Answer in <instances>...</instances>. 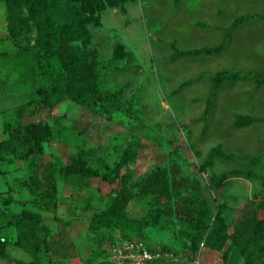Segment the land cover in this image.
I'll use <instances>...</instances> for the list:
<instances>
[{
  "label": "rangeland",
  "instance_id": "rangeland-1",
  "mask_svg": "<svg viewBox=\"0 0 264 264\" xmlns=\"http://www.w3.org/2000/svg\"><path fill=\"white\" fill-rule=\"evenodd\" d=\"M6 12L0 0V142L22 138L33 124L43 125L52 141L36 159L10 156L0 165V207L9 214L39 213L49 229L41 237L65 244L52 254L30 232L24 247L16 245L15 228L5 226L0 237L12 241L11 257L102 264L121 234L91 230V217L106 209L107 195L116 193L119 177L127 174L133 196L123 202L125 214L148 220L142 237L149 245L173 249L182 264L194 257L201 264H224L222 252L208 244L211 230L192 231L188 217L199 181L210 213L224 218L228 233L250 202L264 220V0H128L122 9L101 10L87 25L86 46L96 53L101 101L65 103L36 114L30 103L34 87L49 86L55 70H38L48 57L42 41L30 49L38 31L28 13L13 39ZM118 46L125 52L119 57ZM225 74L235 75V82L216 90ZM78 148L92 153L89 160L100 175L88 178L82 190L58 176L56 204L46 203L31 186L37 166L66 163ZM121 214L109 210L108 218ZM155 219L158 225L152 226ZM228 264L246 262L235 250Z\"/></svg>",
  "mask_w": 264,
  "mask_h": 264
},
{
  "label": "trees",
  "instance_id": "trees-1",
  "mask_svg": "<svg viewBox=\"0 0 264 264\" xmlns=\"http://www.w3.org/2000/svg\"><path fill=\"white\" fill-rule=\"evenodd\" d=\"M6 5L7 30L13 39H18L26 22L24 12H27L38 31V42L30 47L37 49L39 43H44V52L48 57L47 62L40 65V73L49 74L50 69L55 70L53 82L47 85H38L34 91L30 103L36 105V114L41 109L54 111L61 105L78 104L82 100L97 101L102 98L101 92L96 85L99 74L96 70V53L86 49L90 43V33L87 25L92 22L95 13L106 8H120L128 0H2ZM82 41L84 46H70V43ZM21 49V48H20ZM26 49V48H22ZM123 47L116 48L117 56L124 55ZM92 69L85 71L84 67ZM86 74V77H84ZM236 76L225 74L218 78L215 83L216 90L223 84L233 85ZM101 101V100H100ZM51 133L43 128L41 124H33L28 128L22 138H12L0 142V165L8 161L10 156H19L20 159H36L44 154V144L51 142ZM78 151L69 157L67 162L58 160L47 162L37 166L31 186L38 191L39 196L46 203L56 204L58 198L57 177L65 181L75 180L80 187L90 177L100 175L99 168L91 165L89 158L92 153L85 148H78ZM11 160V158H10ZM36 166V165H35ZM34 166V167H35ZM33 167V168H34ZM108 176L103 174V180ZM119 189L116 193L108 194L106 209L96 211L91 217L90 229L105 228L112 232L118 229L121 237L125 239H144L143 231L148 226V220H131L125 214L126 207L123 202L132 199L133 194L129 191L128 175L119 177ZM215 190L220 186L219 181L214 178ZM196 181L195 193L192 197L193 210L188 217L190 229L197 233L208 232V244L211 248L218 249L224 256V264H228L232 253L237 250L243 256L246 264H264V220L260 217V207L254 202L248 203L242 210L238 222L232 233H228V226L219 213H210L209 203L202 194V188L198 187ZM4 204L9 205L11 201L5 200ZM127 205V204H126ZM114 208L122 213L121 217L108 218L109 210L116 212ZM213 222V223H212ZM43 219L39 213L24 210L18 214H9L0 207V229L5 226L14 227L17 238L16 245L25 246L26 234L30 232L39 242H46L47 238L41 235L48 234V227L42 225ZM212 223V225H210ZM152 226L158 225V219L154 220ZM30 235V234H29ZM50 237V236H49ZM198 238L194 239L193 246L197 248ZM6 237H0V260H6L10 264H36L34 261L25 262L15 260L8 252L11 244ZM45 251L57 254L60 246H64L61 240L46 242ZM62 244V245H61ZM42 247V246H41ZM43 248V247H42ZM62 250V247H61ZM108 254L102 264H111Z\"/></svg>",
  "mask_w": 264,
  "mask_h": 264
},
{
  "label": "built area",
  "instance_id": "built-area-1",
  "mask_svg": "<svg viewBox=\"0 0 264 264\" xmlns=\"http://www.w3.org/2000/svg\"><path fill=\"white\" fill-rule=\"evenodd\" d=\"M108 260L111 264H182L173 249L152 247L145 239L121 236L110 245ZM188 264L201 263L198 257H194Z\"/></svg>",
  "mask_w": 264,
  "mask_h": 264
},
{
  "label": "crops",
  "instance_id": "crops-1",
  "mask_svg": "<svg viewBox=\"0 0 264 264\" xmlns=\"http://www.w3.org/2000/svg\"><path fill=\"white\" fill-rule=\"evenodd\" d=\"M62 180H63V182L65 183V184H67V185H71L72 187H75V188H77V190H79V189H83V187H85V185L87 184V181L89 180V179H87L86 181H85V184H83L81 187H80V185L79 184H76L75 183V180H70V181H65L63 178H62ZM72 242H75L71 237L69 238ZM27 262H30V261H27Z\"/></svg>",
  "mask_w": 264,
  "mask_h": 264
}]
</instances>
